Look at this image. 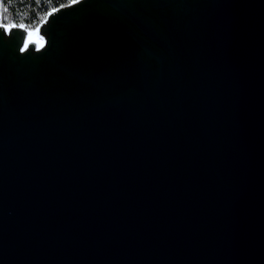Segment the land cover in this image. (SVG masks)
<instances>
[{
	"label": "water",
	"instance_id": "obj_1",
	"mask_svg": "<svg viewBox=\"0 0 264 264\" xmlns=\"http://www.w3.org/2000/svg\"><path fill=\"white\" fill-rule=\"evenodd\" d=\"M20 25L0 23V264H264V0Z\"/></svg>",
	"mask_w": 264,
	"mask_h": 264
},
{
	"label": "built area",
	"instance_id": "obj_2",
	"mask_svg": "<svg viewBox=\"0 0 264 264\" xmlns=\"http://www.w3.org/2000/svg\"><path fill=\"white\" fill-rule=\"evenodd\" d=\"M18 2V0H0V23L23 24L35 28L38 24V18L44 13L45 7L55 6L57 8L70 2V0H38L36 7L30 13Z\"/></svg>",
	"mask_w": 264,
	"mask_h": 264
},
{
	"label": "trees",
	"instance_id": "obj_3",
	"mask_svg": "<svg viewBox=\"0 0 264 264\" xmlns=\"http://www.w3.org/2000/svg\"><path fill=\"white\" fill-rule=\"evenodd\" d=\"M18 1H19L18 4L20 3V5L24 6L28 10V12L30 13V11L36 7L38 0H18ZM70 1H73V0H70ZM53 9H55V6L46 7L44 13H46V11H51Z\"/></svg>",
	"mask_w": 264,
	"mask_h": 264
},
{
	"label": "bare ground",
	"instance_id": "obj_4",
	"mask_svg": "<svg viewBox=\"0 0 264 264\" xmlns=\"http://www.w3.org/2000/svg\"><path fill=\"white\" fill-rule=\"evenodd\" d=\"M50 7H53V6H50ZM45 8H46V7H45ZM44 11H45V9H44ZM49 13H50V11H46V13H44V14L42 13V14H41V17L38 18V23L41 22L43 19H45L46 16H47Z\"/></svg>",
	"mask_w": 264,
	"mask_h": 264
},
{
	"label": "snow or ice",
	"instance_id": "obj_5",
	"mask_svg": "<svg viewBox=\"0 0 264 264\" xmlns=\"http://www.w3.org/2000/svg\"><path fill=\"white\" fill-rule=\"evenodd\" d=\"M13 27H15V25H13ZM20 27H21V28H23V27H24V25H23V24H21V25H20ZM29 35L31 36V32L29 33Z\"/></svg>",
	"mask_w": 264,
	"mask_h": 264
}]
</instances>
